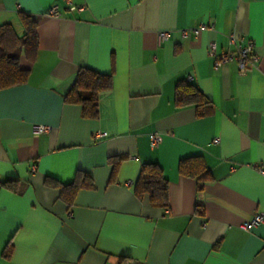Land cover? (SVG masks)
Instances as JSON below:
<instances>
[{
    "label": "crops",
    "instance_id": "obj_1",
    "mask_svg": "<svg viewBox=\"0 0 264 264\" xmlns=\"http://www.w3.org/2000/svg\"><path fill=\"white\" fill-rule=\"evenodd\" d=\"M21 11L37 18L38 48L20 58L27 80L0 90V264H264V222L241 227L264 215V0H0V26L19 37ZM231 33L259 56L245 74L209 55L212 42L217 55L232 50ZM82 67L113 75L95 118L66 101ZM183 80L210 114L176 104ZM196 155L212 175L200 191L178 170ZM147 162L169 182L168 209L134 193ZM78 170L95 187L69 207L46 179L68 183Z\"/></svg>",
    "mask_w": 264,
    "mask_h": 264
},
{
    "label": "trees",
    "instance_id": "obj_2",
    "mask_svg": "<svg viewBox=\"0 0 264 264\" xmlns=\"http://www.w3.org/2000/svg\"><path fill=\"white\" fill-rule=\"evenodd\" d=\"M25 33L19 37L11 24L0 26V90L23 84L29 75V69L20 66L21 56L33 60L38 48L37 18L20 12ZM112 73H101L88 67L79 69L76 81L66 95V101L82 106L83 115L95 118L98 115V95L112 86ZM175 102L178 106L194 104L198 116L208 115L212 111L211 102L191 82L180 81L176 86ZM113 161V168L109 182L115 181L120 160ZM178 170L182 175L193 177L198 181L200 191L205 181L211 179V172L201 155L183 158L178 163ZM46 182L60 190L59 198L69 207L74 203L77 193L82 189H94L91 175L78 170L71 182L63 183L47 177ZM9 187H15V180L4 182ZM137 197L147 195L152 206L162 209L169 207V182L162 167L157 162H147L142 165L140 174L133 186ZM9 255V250L5 252Z\"/></svg>",
    "mask_w": 264,
    "mask_h": 264
},
{
    "label": "built area",
    "instance_id": "obj_3",
    "mask_svg": "<svg viewBox=\"0 0 264 264\" xmlns=\"http://www.w3.org/2000/svg\"><path fill=\"white\" fill-rule=\"evenodd\" d=\"M69 4H71V0H66ZM72 8H76L75 6H72ZM52 13H55V9H52ZM207 26L206 25H200L197 28L193 29H184L182 34L184 37H188L190 35H193L195 37H198L202 30H204ZM229 42L234 46L232 50H229L227 52H224L220 55H217V44L212 42L209 45L208 52L209 55L214 57V67L216 69L224 66L227 63L230 62H236L239 72L241 74L247 73L251 68L256 66L259 56L255 51L254 44L252 42H249L247 44H243L242 38L238 37L235 33H231L228 35ZM158 39L159 42L165 41L168 39V34L165 31H161L158 33ZM188 80H192L191 77H188ZM49 130V126L46 125H37L35 126L34 133L36 135L44 133ZM106 135L105 132L98 130L95 133L96 138H103ZM150 143L152 147H156L160 143V135L158 133H151L150 135ZM217 139H215V142ZM33 170H35V167H33ZM262 174H264V169H259ZM264 222V215L262 214H256L254 215L249 221L244 222L241 227L245 230H250L253 227L258 226L259 224Z\"/></svg>",
    "mask_w": 264,
    "mask_h": 264
}]
</instances>
